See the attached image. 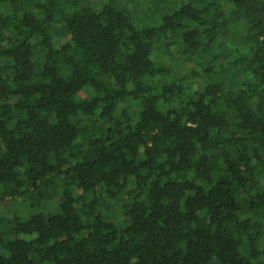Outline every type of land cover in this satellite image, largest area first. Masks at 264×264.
<instances>
[{
    "label": "trees",
    "instance_id": "1",
    "mask_svg": "<svg viewBox=\"0 0 264 264\" xmlns=\"http://www.w3.org/2000/svg\"><path fill=\"white\" fill-rule=\"evenodd\" d=\"M0 264H264V0H0Z\"/></svg>",
    "mask_w": 264,
    "mask_h": 264
}]
</instances>
